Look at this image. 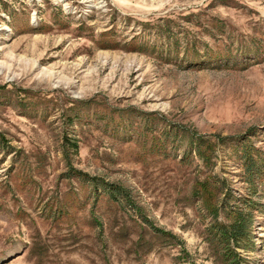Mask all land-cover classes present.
I'll list each match as a JSON object with an SVG mask.
<instances>
[{"label": "rangeland", "instance_id": "rangeland-1", "mask_svg": "<svg viewBox=\"0 0 264 264\" xmlns=\"http://www.w3.org/2000/svg\"><path fill=\"white\" fill-rule=\"evenodd\" d=\"M234 207L264 264V0H0V264H227Z\"/></svg>", "mask_w": 264, "mask_h": 264}, {"label": "trees", "instance_id": "trees-1", "mask_svg": "<svg viewBox=\"0 0 264 264\" xmlns=\"http://www.w3.org/2000/svg\"><path fill=\"white\" fill-rule=\"evenodd\" d=\"M243 165L247 172L248 180L252 182L254 176L260 173L261 167L251 155L245 157ZM245 201L248 206L253 204L249 199ZM229 212L231 221L224 223L217 220L210 232L213 242L221 245V251L224 259H227V264H238L237 259H233L231 256L237 254L236 247L245 246L251 241L249 231L251 212L250 210L244 211V209L239 207H234Z\"/></svg>", "mask_w": 264, "mask_h": 264}]
</instances>
